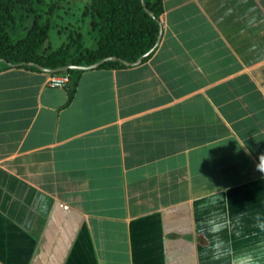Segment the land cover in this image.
<instances>
[{"label":"crops","instance_id":"0c3cea01","mask_svg":"<svg viewBox=\"0 0 264 264\" xmlns=\"http://www.w3.org/2000/svg\"><path fill=\"white\" fill-rule=\"evenodd\" d=\"M162 6L144 62L0 70V264H264V0Z\"/></svg>","mask_w":264,"mask_h":264},{"label":"trees","instance_id":"16d2710c","mask_svg":"<svg viewBox=\"0 0 264 264\" xmlns=\"http://www.w3.org/2000/svg\"><path fill=\"white\" fill-rule=\"evenodd\" d=\"M61 0H0V59L15 67L40 71L38 66L58 68L65 65H90L105 57H117L107 60L98 67L123 68L146 61L144 56L151 49L159 32V19L163 12L162 0H143L144 5L153 13L149 16L141 0H90L83 15L89 17L90 29L97 32V44L92 49L79 51L72 58L66 48L45 53L43 45L48 39L51 16ZM20 9L25 18H21L17 27H13L12 10ZM25 27L22 32L21 28ZM14 35H18L15 39ZM26 63V64H24ZM34 63V64H27ZM37 65V66H36ZM12 67L0 61V70ZM81 69L66 71L76 83Z\"/></svg>","mask_w":264,"mask_h":264},{"label":"rangeland","instance_id":"374dc122","mask_svg":"<svg viewBox=\"0 0 264 264\" xmlns=\"http://www.w3.org/2000/svg\"><path fill=\"white\" fill-rule=\"evenodd\" d=\"M90 0H61L51 16L48 39L43 45L45 53L66 48L72 58L79 51L92 49L97 44L98 34L90 29L89 17L83 15ZM13 27L25 18L20 9L12 10ZM26 26L21 28L25 31ZM15 39L18 35H14Z\"/></svg>","mask_w":264,"mask_h":264},{"label":"water","instance_id":"95a60500","mask_svg":"<svg viewBox=\"0 0 264 264\" xmlns=\"http://www.w3.org/2000/svg\"><path fill=\"white\" fill-rule=\"evenodd\" d=\"M141 1H142V5H143V8H144V10L146 11V13H147L149 16L155 18L154 15H153V13H152V12H151V11L145 6V5H144L143 0H141ZM157 21H158L159 26H160V21H159V19H157ZM160 37H161V26L159 27L158 36H157V39H156V41H155L153 47H152L151 49H149V51L146 52V53L144 54V56H146V55L150 54L151 52H153V50L155 49V47L157 46V44H158V42H159ZM116 59H118V60L124 62L125 64H128V62H125V61H123L122 59L117 58V57H105V58L101 59L100 61H98V62H96V63H93V64H90V65H65V66H62V67L54 68V69H51V68H45V67H42V66H38V68H39L41 71L48 72V73L63 72V71H68L69 69H81V70H83V69H88V68H94V67H97V66H99L101 63H103V62H105V61H107V60H116ZM141 59H142V57L138 58V60H137L135 63H139V62L141 61ZM0 61H4V62L8 63L9 65L14 66L13 64H11V63H9V62L3 60V59H0ZM135 63H131V64H135ZM24 64H26V63H24ZM27 64H31V65H32V64H34V63H27ZM34 65H35V64H34ZM36 66H37V65H36Z\"/></svg>","mask_w":264,"mask_h":264},{"label":"built area","instance_id":"2783aa9c","mask_svg":"<svg viewBox=\"0 0 264 264\" xmlns=\"http://www.w3.org/2000/svg\"><path fill=\"white\" fill-rule=\"evenodd\" d=\"M69 82V75L65 71L49 73L47 84L51 87H63Z\"/></svg>","mask_w":264,"mask_h":264}]
</instances>
